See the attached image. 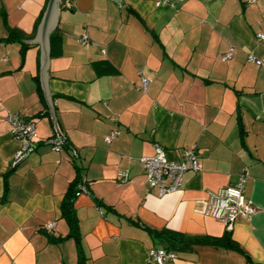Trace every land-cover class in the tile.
Masks as SVG:
<instances>
[{
    "label": "crops",
    "instance_id": "crops-1",
    "mask_svg": "<svg viewBox=\"0 0 264 264\" xmlns=\"http://www.w3.org/2000/svg\"><path fill=\"white\" fill-rule=\"evenodd\" d=\"M49 1L0 0V264H77L61 214L76 166L86 264H151L149 251L162 247L149 231L163 230L229 237L243 253L196 246L172 251L170 264H264V42L256 37L264 0H57L46 69L55 124L40 89V45L24 42L35 39ZM83 35L91 44H78ZM140 75L150 82L145 94ZM8 114L36 132V150L17 166ZM55 130L67 141L59 152L43 145ZM154 145L172 162L196 152L200 171H187L175 194L148 191L138 161ZM244 173L254 214L231 228L204 216L202 202Z\"/></svg>",
    "mask_w": 264,
    "mask_h": 264
},
{
    "label": "built area",
    "instance_id": "built-area-1",
    "mask_svg": "<svg viewBox=\"0 0 264 264\" xmlns=\"http://www.w3.org/2000/svg\"><path fill=\"white\" fill-rule=\"evenodd\" d=\"M161 3H168V0H160L157 5ZM254 1L250 3L253 4ZM259 41L264 42V36L257 34ZM81 46L91 44V41L86 35L81 36L77 40ZM95 45V44H93ZM104 54V50H101ZM232 56L230 49L221 56V60L226 62ZM250 62L256 66H261V62L249 56ZM149 80L140 75L139 85L137 91L145 94L149 87ZM6 121L11 126L13 137L21 144L20 150L14 157L13 165H18L25 160L36 148V132L33 124L26 123L13 114H8ZM118 133L112 131L110 135L104 138L106 144H110ZM67 141L65 137L61 136L56 130L51 139L44 141L43 145L49 147L54 152L61 151ZM72 157H76V151L71 150ZM139 164L142 167L143 175L146 185L149 190H156L159 197L175 194L179 191L182 178L187 171L197 173L200 171L199 159L194 149L184 150L181 153V158L178 162L169 161L162 147L154 145V155L152 157H145L139 159ZM246 174L239 177L238 183L233 187L225 188L217 194H213L207 201L202 202L204 216L210 217L215 221L223 223L227 228H231L234 221L238 218H249L254 214V210L245 203L242 190L246 181ZM80 191H86L83 186ZM47 229H51L48 227ZM177 259L172 252L166 251L162 248L151 249L148 253V263L151 264H170Z\"/></svg>",
    "mask_w": 264,
    "mask_h": 264
},
{
    "label": "trees",
    "instance_id": "trees-1",
    "mask_svg": "<svg viewBox=\"0 0 264 264\" xmlns=\"http://www.w3.org/2000/svg\"><path fill=\"white\" fill-rule=\"evenodd\" d=\"M25 160H23L22 162H24ZM22 162H20L19 164H21ZM80 172L81 169L76 166V177L74 181L67 188L64 197V203L62 205L61 214H62V218L65 220L66 224L69 227V234L64 239H73L75 241L76 249H77V264H86L85 258L83 257V253L81 251L78 223L75 217V210L73 208V203L76 195L78 194L80 188L85 186L84 180ZM96 205L100 206L101 203L96 201ZM149 233L152 239L157 244H159L162 247V249L169 252L172 251L184 252L196 246H212L216 248H224L237 253H242V251L238 248V246L234 244L229 237H223L219 239H213L209 237H198V236L193 237V236L182 235L179 233H174L168 230L149 231ZM64 239H60V241ZM60 241L58 239L53 240V242H60Z\"/></svg>",
    "mask_w": 264,
    "mask_h": 264
},
{
    "label": "water",
    "instance_id": "water-1",
    "mask_svg": "<svg viewBox=\"0 0 264 264\" xmlns=\"http://www.w3.org/2000/svg\"><path fill=\"white\" fill-rule=\"evenodd\" d=\"M118 3L120 0H111ZM57 0H50L46 11L43 15V19L37 28V34L34 40L24 41L26 45L38 44L40 45V69H39V83L40 89L42 90L45 104L48 107L49 112L52 115L53 123L55 124L54 111L49 98V90L47 86L48 73L46 69L49 66L48 60V34L56 24V17L58 15V10L56 9ZM55 127V126H54ZM56 129V128H55Z\"/></svg>",
    "mask_w": 264,
    "mask_h": 264
}]
</instances>
